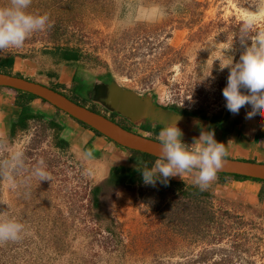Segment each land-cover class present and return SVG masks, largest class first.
<instances>
[{
	"label": "rangeland",
	"instance_id": "374dc122",
	"mask_svg": "<svg viewBox=\"0 0 264 264\" xmlns=\"http://www.w3.org/2000/svg\"><path fill=\"white\" fill-rule=\"evenodd\" d=\"M197 1L32 0L26 11L47 14L50 26L33 32L23 47L0 51V57L13 55L10 62L0 58V71L36 74L43 83L84 103L89 100L88 87L114 80L172 109L181 107L207 118L218 113L230 142L235 141L232 133L239 132L251 138L241 137L252 147L264 149V136L253 139L256 129L264 132V118L245 119L250 105L225 116L222 89L229 70L221 71L219 65L231 57L237 62L235 54L244 47L239 38L217 33L237 19L252 21L250 37L264 31V0ZM8 3L0 0V7ZM65 48L80 57L55 60L54 52ZM1 90L0 217L21 223L23 231L17 241L0 243V264H175L203 244L200 234L189 231L196 230L203 211L215 222L211 231L228 225L232 233L243 230L249 244H258L244 252L247 260L264 264V214L251 210L264 209L261 188L238 183L232 176L215 179L204 190L193 183L194 176L171 177L167 185L131 182L100 204L98 214L89 201L90 187L112 165L137 168L145 162L130 152L124 158L108 154V160H101V148L90 149L88 143L81 148L58 144L61 128L56 130L48 115L55 107L38 97L24 102L34 116L21 128L16 123L21 111L14 103L16 91L7 96ZM143 133L155 137L156 127ZM84 150L92 151L91 160L82 158ZM15 154H20L19 161L13 159ZM41 159L50 181L39 182L33 175ZM185 184L196 187L190 195ZM229 242L230 236L224 235L215 246L227 248Z\"/></svg>",
	"mask_w": 264,
	"mask_h": 264
},
{
	"label": "clouds",
	"instance_id": "9594fccd",
	"mask_svg": "<svg viewBox=\"0 0 264 264\" xmlns=\"http://www.w3.org/2000/svg\"><path fill=\"white\" fill-rule=\"evenodd\" d=\"M31 3L32 0H9L8 6L0 7V51L19 49L33 32L50 26L47 14H31L26 11ZM250 29L251 20L244 24L239 37L244 47L239 60L233 63L231 57L219 65L221 71L225 68L229 70L227 84L222 89L226 108L236 115L242 107L250 105L251 110L246 113L245 119H252L257 115L264 118V31L250 37ZM177 124L178 119L164 125L157 137L159 153L154 166L149 169L145 165L138 171L142 174L143 182L152 186L157 181L167 185L169 178L180 176L182 179L184 174L191 173L194 174L193 183L204 190L216 179L217 172L223 167V158L227 155L225 144L215 140L214 131L202 130L199 138L194 141L197 146L189 150L181 141L182 132ZM81 156L84 160H91L93 153L91 150H84ZM13 159L19 161L20 154H15ZM33 175L39 182L51 180L43 159L33 169ZM22 231L21 223L0 217V243L17 241Z\"/></svg>",
	"mask_w": 264,
	"mask_h": 264
},
{
	"label": "water",
	"instance_id": "95a60500",
	"mask_svg": "<svg viewBox=\"0 0 264 264\" xmlns=\"http://www.w3.org/2000/svg\"><path fill=\"white\" fill-rule=\"evenodd\" d=\"M2 86L31 93L56 107L58 110H54L48 113V115L54 122L59 124V128H61L59 137L66 143L68 139L67 134L70 133L68 131L66 132V129H63V121L60 114L62 111L64 114L70 115L90 126L120 146L148 153L158 158L159 141L157 138L127 129L101 112L80 104L61 91L43 82L30 79L23 75L0 71V87ZM91 90H93L90 97L91 100L102 105L109 111L123 115V117L128 118L133 123L146 119L150 122L151 126L155 123H160L164 126L177 119L178 122H182L185 117L210 121V118L207 117L179 113L172 108L163 107L162 104L156 102L149 96L123 88L114 80L107 83H95L92 85ZM68 130L73 131L71 129ZM90 149L93 148L90 147ZM192 149L189 147V150ZM223 160V167L217 172L218 174L232 173L264 180V161L229 156H225Z\"/></svg>",
	"mask_w": 264,
	"mask_h": 264
},
{
	"label": "trees",
	"instance_id": "16d2710c",
	"mask_svg": "<svg viewBox=\"0 0 264 264\" xmlns=\"http://www.w3.org/2000/svg\"><path fill=\"white\" fill-rule=\"evenodd\" d=\"M168 1V0H166ZM192 2L194 4L198 3L199 1H194L192 0ZM246 22H244V20L242 19H237V20H230L228 22H226L225 24V28L224 29H219L217 31V33H219L220 37H226L228 34H231L234 39H238L241 35H242V29L244 27V24ZM220 24H223V22H221ZM251 32V29L249 30L248 33ZM243 52L239 49L236 52V56H235V61L239 60L240 55ZM13 55L9 54L7 56L4 57H0L1 59H4L7 62H10L12 60ZM80 57V54L75 51V50H71V49H60L56 52H54V59L58 60V59H64V60H68V59H78ZM6 72V71H5ZM8 72V71H7ZM17 74V73H14ZM20 75V74H17ZM225 83L224 85L226 86L227 81L223 82ZM52 88H55L54 86H50ZM1 91L5 92L6 94H9L7 96H10L11 94H13V89H10L9 87H1ZM16 91V97L17 98L14 103L15 104H19L21 105V111L19 113L18 119H17V124H19V127H24V124L26 122V119L29 117H33L34 114L29 112L27 110V107L24 105V102H26V100L31 99L33 97H38L35 96L31 93H27V92H23L17 89H14ZM40 98V97H38ZM41 100H43L42 98H40ZM58 110V109H55ZM179 113H186V114H191V115H198L199 117H205V115L203 113H199L197 114L195 111H191V110H185L184 108L178 107L176 109H173ZM230 112L227 110L226 111V115H228ZM236 119V116H233ZM233 118V119H234ZM75 119V118H74ZM77 120V119H76ZM211 121H220L219 115L218 113L214 114L211 118ZM78 121V120H77ZM80 122V121H78ZM234 122V121H233ZM232 122V123H233ZM53 124V126L55 127V129H59V124L56 122H50ZM81 124H83L82 122H80ZM84 126L92 129L94 132H96L97 134H100L99 132H97L96 130H94L93 128H91L90 126L83 124ZM127 129H129L128 127H126ZM262 136H264V132L260 129H256L255 132L253 133V139L254 140H258L259 138H261ZM56 142L60 145H65L66 142L62 139H57ZM117 144V143H115ZM119 145V144H117ZM123 147V146H122ZM126 148V147H123ZM129 152L131 154H137L141 160H143L145 162V164L141 167H130L124 164H115L112 165L108 168L107 173L100 179L98 180L96 183H94L91 187H90V203H91V207L92 209H97V213L98 212V208L102 205H105L109 202V200L111 199L112 195L114 194V192L120 188V187H127L128 184H130L131 182H141L143 181L142 179V174L140 171V169H142L145 165H148L151 163V161L156 158L155 156L148 154V153H144V152H140L137 150H132V149H128ZM218 174V173H217ZM218 175H231L232 177L236 178V179H244V178H251V179H259V178H254V177H248V176H241V175H237V174H232V173H224V174H218ZM259 180H263V179H259ZM186 189L188 190H184V191H188L186 192L187 195H190L189 190H192L193 188L195 189L196 187L192 184H185ZM233 204V206L238 207V208H243L244 210L247 209H251V207L249 206V204H244L242 202H231ZM253 213L256 214H264V209L262 208H258L257 209H251ZM256 210L258 212H256ZM107 210L101 211V215H103V213H106ZM174 213L171 212L169 215H173ZM175 217V216H173ZM208 216L205 214V211H203V215L199 218V220L197 221L196 227L193 230H191L189 228L190 233H195L198 237L199 235V239L202 240L203 244L200 246V248H198V250L196 252H194V254H191V252H189L190 255L184 257L182 260H180L179 262L175 263V264H253L250 261H248V253H244L247 251H250V247L254 246L255 248H258V244H249L247 237H246V233L243 230L240 231H235L233 230V233L230 231L231 230V225L228 226H223V227H218L219 229L216 231H211V224H214V220H207L209 218H207ZM185 221V220H183ZM187 224V228H186V232H188V227H189V222L186 221ZM199 226V227H198ZM236 230H239L238 228H236V226L234 227ZM235 231V232H234ZM224 235H229L230 236V242L228 244V247H216L215 246V242L218 243L219 240L222 238V236ZM242 260V261H241ZM246 260V261H245ZM172 264V263H171Z\"/></svg>",
	"mask_w": 264,
	"mask_h": 264
},
{
	"label": "crops",
	"instance_id": "0c3cea01",
	"mask_svg": "<svg viewBox=\"0 0 264 264\" xmlns=\"http://www.w3.org/2000/svg\"><path fill=\"white\" fill-rule=\"evenodd\" d=\"M35 74V73H33ZM61 75V73H60ZM28 77V76H27ZM33 80H37L42 82L41 80L37 79V76L28 77ZM42 79H45L44 76H42ZM60 80V79H59ZM35 98V97H33ZM167 107V106H163ZM170 108V107H167ZM61 118L63 121V129H66L65 131L70 134L68 135L67 139V144L69 146L79 147L84 143H89L91 145V148L99 151L101 148V160H108L107 155L111 157L113 154L114 157L116 158L121 157L124 158L125 156H128L129 150L126 148H123L120 145L115 144L113 141L108 139L107 137L103 136L102 134H97L90 128L84 126L83 124L79 123L77 120L72 118L71 116L64 114L63 112H60ZM121 115V114H120ZM123 116V115H121ZM1 120L3 121L4 119L2 116H0ZM128 119V118H127ZM130 121V120H129ZM133 126L136 127H142L145 128L146 131L154 130V127H156L157 134L154 135L156 138L158 137L159 132L163 129V125L160 123H155L154 125H150V122L145 120H138L136 123H133L130 121ZM224 124L221 121H202L199 119H193V118H187L185 117L182 122H178L177 126L182 132L181 136V141L187 145L190 148H194L197 145L194 143L195 140H197L200 136L201 131H214V138L217 142L225 144V150L227 155L229 157H234V158H246V159H251L255 161H264V149L259 148V147H252L251 143L249 140H244V138H241L242 136H246V139H251L247 134H241V133H232L230 138H234L235 141H229L228 136L229 134L227 133L225 127L223 126ZM68 129L75 130L69 131ZM144 129V130H145ZM143 133V132H142ZM145 134V133H144ZM238 134V136H236ZM81 144V145H80ZM137 155V154H135ZM138 156V155H137ZM139 157V156H138ZM140 158V157H139ZM137 158V160H139ZM117 159V158H116ZM134 160H136V156L133 157ZM141 159V158H140ZM157 158H154L151 161V165L154 166L155 160ZM183 176H186L187 178H190L194 176V174H184ZM231 175H216V179L221 180L224 177H228ZM238 183H245L251 185L252 188L255 190L261 188L262 190V195H261V205L264 207V180H259V179H251V178H244V179H236L234 180Z\"/></svg>",
	"mask_w": 264,
	"mask_h": 264
},
{
	"label": "flooded vegetation",
	"instance_id": "af4514ba",
	"mask_svg": "<svg viewBox=\"0 0 264 264\" xmlns=\"http://www.w3.org/2000/svg\"><path fill=\"white\" fill-rule=\"evenodd\" d=\"M88 90H89V93L87 94V95H89V100L91 99L90 97H91V94H92V92H93V90H91L92 89V86H91V88L90 87H88L87 88ZM73 100H75V101H77V102H79L80 104H82V105H85V106H87V107H89L90 109H93V110H96V111H99V112H101L103 115H106L107 117H109L110 119H112V120H114V121H116L117 123H119L121 126H123V127H128L129 129H131V130H133V131H137V132H140V133H142L143 131H146V129L145 128H142V127H136V126H133V124H131V122L128 120V119H126L125 117H123V116H121L120 114H118V113H115L114 111H109V110H107L106 108H104L102 105H99L97 102H95V101H89V100H87L86 101V103H84V102H80V101H78V100H76V99H73ZM167 107H169V106H167ZM171 108V107H170ZM55 109H57L56 107H55ZM70 116V115H69ZM73 118V117H72ZM76 120V119H75ZM80 123V122H79ZM84 124V123H83ZM145 129V130H144Z\"/></svg>",
	"mask_w": 264,
	"mask_h": 264
},
{
	"label": "bare ground",
	"instance_id": "6f19581e",
	"mask_svg": "<svg viewBox=\"0 0 264 264\" xmlns=\"http://www.w3.org/2000/svg\"><path fill=\"white\" fill-rule=\"evenodd\" d=\"M3 87V86H2Z\"/></svg>",
	"mask_w": 264,
	"mask_h": 264
}]
</instances>
